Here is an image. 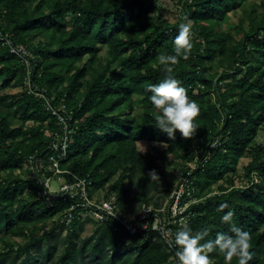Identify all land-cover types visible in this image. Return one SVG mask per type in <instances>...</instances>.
<instances>
[{
	"label": "trees",
	"instance_id": "16d2710c",
	"mask_svg": "<svg viewBox=\"0 0 264 264\" xmlns=\"http://www.w3.org/2000/svg\"><path fill=\"white\" fill-rule=\"evenodd\" d=\"M157 1L0 0V91L21 86L15 94H0V240L19 224L55 217L66 234L59 251L47 245L42 255L52 264H174V236L169 247L157 231L129 236L109 220L89 238L78 239L76 229L84 222L76 217L68 225L60 221L70 199L49 203L38 198V184L10 175L29 156L50 154L45 124L49 130L59 127L46 107L49 101L54 107L64 104L71 118L72 141L60 164L70 172L66 178L86 177L92 191L107 184L106 193L115 195L123 214L138 212L143 204L159 206L169 196L175 175L159 160L170 157L174 170H181L194 139L227 134L225 151L214 149L194 173L202 199L190 207L193 215L186 225L193 231L206 228L200 242L205 243L217 233L231 234L221 217L232 211L233 223L250 235L249 264H264V145L254 143L264 125V1L258 6L254 0H171L181 11L173 22ZM239 5L237 29L223 30V18ZM185 22L193 33L192 48L187 59L178 58L171 75L200 112L192 137L177 132L169 139L153 127L156 113L148 86L164 78L158 57L176 55L173 41ZM15 45L29 51L28 66L10 51ZM26 78L43 97L27 91ZM16 113L20 125L10 122ZM142 140L153 142L156 153L139 151ZM245 153L251 158L238 173ZM152 170L159 181L149 180ZM252 172L259 182L236 187V179L250 180ZM47 234L30 235L27 243L0 251V264L17 253L25 254L18 264H29L30 247ZM205 252L211 264H226L218 249ZM231 264H238L236 258Z\"/></svg>",
	"mask_w": 264,
	"mask_h": 264
},
{
	"label": "built area",
	"instance_id": "2783aa9c",
	"mask_svg": "<svg viewBox=\"0 0 264 264\" xmlns=\"http://www.w3.org/2000/svg\"><path fill=\"white\" fill-rule=\"evenodd\" d=\"M10 51L21 56L22 61L28 66L31 55L23 45L11 46ZM24 84L28 92L43 97L31 86L29 78L24 80ZM46 103L51 116L56 119L55 125L59 127L56 130H49L48 124H45V133L50 137L48 145L50 154L44 159L37 154L31 155L24 164L28 172L26 177L42 187L38 198H44L49 203L57 198L70 199L69 206L60 214V221L65 225H68L74 217L82 221L89 218L100 225L112 220L129 236L143 234L146 231H157L171 247L175 232L181 229L193 215L190 207L202 199L196 195L194 173L207 164L214 149L225 151L228 135L219 133L209 139L202 136L194 139L190 145L188 158L183 162L184 166L175 173V181L169 196L159 206L143 204L138 212L123 214L117 207L113 193L108 194L102 189L92 191L91 180L86 177L74 176L72 181L66 178L65 174L70 172L61 168L60 164L66 159L67 148L72 141L73 129L69 126L71 118L64 104L54 107L49 101ZM221 126L222 124L219 123V127ZM51 180L58 183L57 189L50 187ZM257 182L259 177L252 172L251 179H246V184L240 187Z\"/></svg>",
	"mask_w": 264,
	"mask_h": 264
},
{
	"label": "clouds",
	"instance_id": "9594fccd",
	"mask_svg": "<svg viewBox=\"0 0 264 264\" xmlns=\"http://www.w3.org/2000/svg\"><path fill=\"white\" fill-rule=\"evenodd\" d=\"M181 20L186 21L187 17L182 16ZM173 43L176 55L161 54L158 57L159 64L165 71L164 78L159 83L148 86L151 93L149 100L156 113L153 127L166 134L169 139H176L177 132L182 138H190L196 132L194 119L199 115L200 108L195 101L189 99L184 87L171 75L172 66L177 63L178 58L182 55L183 59H187L192 48L190 29L186 22L180 23ZM147 175L151 181L160 180L155 170ZM220 207L223 209L226 205ZM221 222L231 225V234L217 233L213 240L205 243L200 242L208 235L206 228L193 231L185 224L177 230L174 236L176 247L174 264H211L205 250L211 253L214 249L223 254L226 264H231L233 258H236L238 264H249L252 259V253L249 251V233L233 223L232 211L222 215Z\"/></svg>",
	"mask_w": 264,
	"mask_h": 264
},
{
	"label": "rangeland",
	"instance_id": "374dc122",
	"mask_svg": "<svg viewBox=\"0 0 264 264\" xmlns=\"http://www.w3.org/2000/svg\"><path fill=\"white\" fill-rule=\"evenodd\" d=\"M264 0H254V2L259 6V3ZM158 4H160L164 8V12L167 15V18L169 21L173 22L179 18L180 15V8L172 2L171 0H158ZM242 7L239 5L236 7L235 15L234 14H228L226 15L223 20V24L221 25V28L223 30H236L237 28H233L236 25L237 19L240 15H242ZM260 10V8H258ZM193 36V33L190 31V38ZM102 49L99 50V55H102ZM217 58H215L214 61H216ZM81 65V63L79 64ZM214 70L221 69V67H218L216 64H213ZM21 91V86L17 85L11 88H6L2 91H0V94H15L17 92ZM139 111V109H137ZM10 122L12 125H20L22 123V120L20 118V115L16 113V116L10 117ZM26 126L31 125L30 121L25 122ZM194 141V140H193ZM192 141V142H193ZM255 144L264 145V125L262 128L259 129L257 132V135L254 140ZM154 143L146 140H142L137 142V148L142 153L145 152H152L156 153L153 148ZM251 156L249 154H246L239 160L238 163V173H241L244 166L247 164V162L250 160ZM170 157L164 158L163 160H159L161 163L163 162L166 166L167 170H173V173L175 175L176 171L174 170L173 165L170 164ZM28 172H26V168L24 165H22L16 172L14 171L11 176H14L16 174L26 177ZM246 179H236V187H240L241 185L246 184ZM50 187L52 189L58 188V183L54 180L50 181ZM103 192L108 191V185L106 184L104 188H102ZM214 190L213 192H215ZM212 192V193H213ZM101 195V194H100ZM136 206V205H135ZM117 207L119 211L121 212L118 203ZM82 228H77L76 233L78 239H86L89 238L95 231L96 227H98V223L93 221L92 219L86 218L83 220ZM56 220L55 217H50L49 219L39 222L35 225H29V226H22L19 224L18 226H15L13 230L8 233L7 236L3 237V240H0V251L5 250L8 246H12L13 248L17 247V245H22L24 243H27L30 241L31 237L30 235H34L36 237H40L42 233L48 232L46 238H41L39 242L35 243L32 247H30L29 250V257H28V263L29 264H35V262L38 260V264H52V261L47 260L46 256L42 255L46 253L47 251V245H56L57 250L59 251L62 247V239L66 234V227L60 226L58 224H55ZM56 236V239H55ZM56 241V242H54ZM45 255V254H44ZM25 257L24 253H17V254H9L4 259V264H18L23 258Z\"/></svg>",
	"mask_w": 264,
	"mask_h": 264
}]
</instances>
